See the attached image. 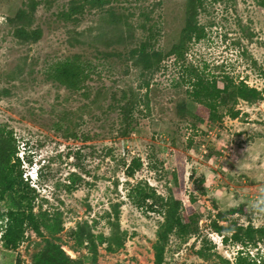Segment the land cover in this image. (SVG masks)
Instances as JSON below:
<instances>
[{"label": "rangeland", "instance_id": "1", "mask_svg": "<svg viewBox=\"0 0 264 264\" xmlns=\"http://www.w3.org/2000/svg\"><path fill=\"white\" fill-rule=\"evenodd\" d=\"M27 1L0 0V126L16 139L23 178L34 188V212L57 215L62 229L51 233L42 227L36 233L27 227L15 249L0 240V264H31L46 239L82 264H156L153 243L162 216L135 206L127 181L147 182L166 196L172 172L180 167L186 189L198 201L199 230L183 239L171 235L162 264H235L242 247L230 239L232 233L241 226L264 227V7L259 0H202L197 20L204 38L191 41L183 60L165 56L153 73H140L128 57L129 47L144 37L138 26L154 25L158 34L152 43L166 51L178 41L186 0H108L77 21L60 17L69 0H37L31 27L40 36L23 41L13 35L9 19ZM73 54L90 67L78 89L47 73L51 64ZM189 65L220 87L225 76L243 80L260 90L261 98L226 99L217 104L215 116L202 117V104L188 95L191 85L184 82ZM144 81L148 90L140 87ZM124 91H133L137 101L128 133L120 111ZM132 158H140L142 166L127 178L124 165ZM8 202L0 200V213ZM113 206L125 242L115 250L103 243L91 252L74 232L86 224L94 234L109 235L105 211ZM243 250L264 257V240Z\"/></svg>", "mask_w": 264, "mask_h": 264}, {"label": "trees", "instance_id": "2", "mask_svg": "<svg viewBox=\"0 0 264 264\" xmlns=\"http://www.w3.org/2000/svg\"><path fill=\"white\" fill-rule=\"evenodd\" d=\"M108 0H69L68 7L61 10L60 17L65 20L77 21L86 11L92 8H100ZM38 4L37 0H28L26 6L18 9L16 15L10 18L13 27V35L23 41H37L40 36L38 28H32L34 11ZM202 0H186L184 25L179 32L178 41L169 49L162 50L155 48L152 39L158 31L154 25L147 21L140 23L138 28L143 33V38L134 46L129 47L128 57L133 68L140 73H153L159 69L160 63L165 56L174 55L176 60H183L191 41H198L205 36L204 27L199 24L197 14L202 7ZM264 7V0H259ZM112 10V9H111ZM112 13H114L112 11ZM148 18L147 14H144ZM145 19V20H146ZM89 64L81 59L79 54L58 60L50 65L48 76L70 89H78L80 83L89 76ZM223 86L217 85L216 79H209L202 74L197 67L189 65L186 69V80L191 85L187 90L188 95L202 104V117L208 112V118L216 115L217 104L226 99H242L255 101L261 98V92L255 87L249 86L243 80L234 82L225 76ZM140 87L148 90L149 81H144ZM147 96V94H145ZM120 111L126 121L123 133H128L132 126V110L137 104L133 91L123 92L120 101ZM232 113V117L237 116ZM18 153V145L11 131L0 126V200L8 199V208L0 213V240L5 248L15 249L23 240L25 229L30 227L36 233H41V228L51 233L59 232L62 223L57 215H49L46 212H34L33 198L31 191L34 188L29 186L23 178L21 161ZM142 166L140 158H132L124 165V174L132 178ZM75 175V174H73ZM173 185L168 186L167 195L163 196L155 192V189L147 182L137 181L129 184L128 197L137 207H144L150 211H158L162 219L158 224L157 238L153 243L154 258L156 264H162L164 247L171 235L185 238L198 233L199 210L198 201L192 192L185 187L184 168H175L172 172ZM74 183V179H72ZM105 218L111 227V233L107 236L94 234L86 224H79L74 236L78 242L84 243L91 252H96L98 245L107 244L109 250L121 247L125 242V231L120 229L118 224V210L113 206L112 212L105 211ZM219 229V228H218ZM239 231L232 233L230 239L241 244L235 256V264H264V257H251L243 249L248 244H256L264 240V227H239ZM227 238H225L226 240ZM31 264H82L71 258L61 245L46 239L44 249L34 254Z\"/></svg>", "mask_w": 264, "mask_h": 264}]
</instances>
